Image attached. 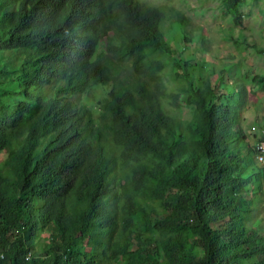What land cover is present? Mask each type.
I'll list each match as a JSON object with an SVG mask.
<instances>
[{
  "label": "trees",
  "instance_id": "16d2710c",
  "mask_svg": "<svg viewBox=\"0 0 264 264\" xmlns=\"http://www.w3.org/2000/svg\"><path fill=\"white\" fill-rule=\"evenodd\" d=\"M185 20L138 0H0V82L15 79L0 90V264H264L238 106L191 80L193 119L165 106L184 90L165 31Z\"/></svg>",
  "mask_w": 264,
  "mask_h": 264
},
{
  "label": "rangeland",
  "instance_id": "374dc122",
  "mask_svg": "<svg viewBox=\"0 0 264 264\" xmlns=\"http://www.w3.org/2000/svg\"><path fill=\"white\" fill-rule=\"evenodd\" d=\"M146 6L167 5L177 8L186 18L184 24H174L165 31V38L179 59L188 62L186 71L192 75L201 91L212 84L225 101L238 106L232 129L244 137V156L253 157L258 139L264 137V0H138ZM184 37V38H183ZM104 46V45H103ZM174 68L173 63H168ZM14 78L0 82L3 95L13 91ZM223 82L224 85H220ZM180 107L165 103L170 115L189 122L193 119L187 105V83L183 82ZM168 87L175 90L176 84ZM227 88V90H226ZM109 87H100L96 96L106 97ZM17 93V92H16ZM1 95V94H0ZM11 98H18V93ZM92 107H95L91 104ZM181 133V132H180ZM4 160L5 155H1ZM256 164L262 179L256 191L245 192L247 200L255 199L253 234L264 237V162ZM259 222V224L257 223ZM41 243L35 248H40ZM31 254V253H30Z\"/></svg>",
  "mask_w": 264,
  "mask_h": 264
},
{
  "label": "clouds",
  "instance_id": "9594fccd",
  "mask_svg": "<svg viewBox=\"0 0 264 264\" xmlns=\"http://www.w3.org/2000/svg\"><path fill=\"white\" fill-rule=\"evenodd\" d=\"M171 7V6H170ZM171 28V27H170ZM170 28H168V29H170ZM184 38V37H183ZM175 56H177L178 58H179V53L178 54H176ZM178 62L180 63V65H181V68L177 65V63H173L172 61H169L168 63H173L174 64V68H172V67H170V65L168 64V66H169V68H170V72L172 73V74H175V73H178V78H180L181 80H179L178 82H186L187 83V88H188V81H183V80H191L193 83H194V88H199V89H203V88H201L200 86H197L196 85V83H195V81H194V78L192 77V75H188V73L186 72L187 70H188V67H189V64H188V62H184V61H181L180 59L178 60ZM169 79H171V77H169ZM177 82V83H178ZM177 83L175 82V81H172V83H170V85H173V84H176L177 85ZM180 84H178V86H179ZM221 85H224V83L223 82H220V85H219V87L221 86ZM205 90H209L210 92L211 91H214V92H216V94H220L219 92H217V89L215 88V87H213V85L212 84H207V86H206V89ZM182 94H184L185 93V89L181 92ZM224 97H223V100L224 99H226L225 97H226V95L225 94H222ZM237 111H238V109H237ZM237 113V112H236ZM264 142V139H263V137H261V138H259L258 139V143H257V148H256V150H255V154H254V158L257 160V162H259V163H263V162H260L259 160H258V154L260 153V150H259V147L261 146V144Z\"/></svg>",
  "mask_w": 264,
  "mask_h": 264
},
{
  "label": "built area",
  "instance_id": "2783aa9c",
  "mask_svg": "<svg viewBox=\"0 0 264 264\" xmlns=\"http://www.w3.org/2000/svg\"><path fill=\"white\" fill-rule=\"evenodd\" d=\"M260 153L258 154V160L264 162V142L259 147Z\"/></svg>",
  "mask_w": 264,
  "mask_h": 264
},
{
  "label": "bare ground",
  "instance_id": "6f19581e",
  "mask_svg": "<svg viewBox=\"0 0 264 264\" xmlns=\"http://www.w3.org/2000/svg\"><path fill=\"white\" fill-rule=\"evenodd\" d=\"M260 171V170H259ZM259 174H260V172H259Z\"/></svg>",
  "mask_w": 264,
  "mask_h": 264
}]
</instances>
